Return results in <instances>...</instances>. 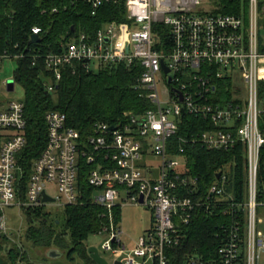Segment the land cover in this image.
<instances>
[{"label": "built area", "instance_id": "obj_1", "mask_svg": "<svg viewBox=\"0 0 264 264\" xmlns=\"http://www.w3.org/2000/svg\"><path fill=\"white\" fill-rule=\"evenodd\" d=\"M71 3H86L93 14L106 4L123 3L128 21L106 23L94 35L74 34L60 43L58 51L46 54L45 63L53 74L47 90L53 92L62 79V70L76 64L92 69L120 63L131 66L140 61L143 73L138 82L152 108L142 116L126 113V121L116 126L95 123L87 136L69 126L64 113L49 112L47 143L32 166L23 198L20 187L25 173L19 155L27 144L25 106L17 100L0 108L1 232L9 234L4 216L9 208H65L82 201L86 193L80 175L86 164L93 166L86 171L87 183L95 189L91 202L108 215L109 224L102 232H109L110 238L104 249L125 257V264H141L139 259H143L142 264H168L166 249L180 245L182 240L176 220L187 224L195 208L190 198L177 195L176 190L181 184L194 185L197 179L182 176L181 156L169 154V141L188 114L213 127L191 137V143L218 151L244 144L248 174V197L243 204L227 200L231 197L219 184L210 188L211 196L227 201L226 212L235 211L237 216L242 213L244 226L237 218L225 229L227 237L218 258L206 261L193 257L189 264H264V233L259 230L264 222L259 217L264 194L260 199L258 188L264 148V98L260 88L264 82V0H249L247 11L241 8L236 14H215L203 0ZM156 24L168 28V44L155 32ZM32 31L33 35L41 33L38 27ZM238 76L247 87L245 101L236 98V89L231 90ZM223 82L230 98L220 96ZM149 152L162 159L158 177L138 164ZM44 194L54 201L45 202ZM200 203L209 206V198ZM129 204L144 205L153 212L151 228L131 250L124 246L113 214L115 208Z\"/></svg>", "mask_w": 264, "mask_h": 264}, {"label": "trees", "instance_id": "obj_2", "mask_svg": "<svg viewBox=\"0 0 264 264\" xmlns=\"http://www.w3.org/2000/svg\"><path fill=\"white\" fill-rule=\"evenodd\" d=\"M249 0H209L215 14H236L245 12ZM127 9L123 3L106 4L95 14L86 3H71V0H0V63L6 54L16 60L14 80L24 89L20 101L25 106L27 119V144L19 155V164L24 170V181L20 196L23 198L34 162L39 158L47 143L46 115L58 111L67 116L69 126L77 129L83 136L90 135L95 123L104 122L117 125L126 121V113L142 116L152 108L138 80L142 76L140 61L131 66L124 63L87 69L76 64L62 70V79L55 84V90H47L52 80V71L45 63V56L56 52L61 42L79 32L94 35L109 22H127ZM41 29L39 42L32 39L33 28ZM165 44L169 43V30L162 24L154 25ZM21 56L15 58V56ZM220 86V96L230 98L231 93ZM261 96L264 98V82L261 83ZM6 101L0 102L5 108ZM8 104V103H7ZM213 127L208 122L191 115L182 117L177 134L169 141V154L181 156L182 176L197 179L193 185H179L177 195L190 198L195 203L187 224L176 220L181 234L178 246L168 247V264H189L191 258L201 257L206 261L218 258L223 240L238 218L244 226L242 213H228L227 201H218L210 195V188L219 184L225 195L237 203H245L248 197V174L246 147L240 143L227 151L208 150L201 144H192L190 138ZM264 133V121L261 124ZM3 141L0 130V149ZM180 149L184 152L180 153ZM102 161H104L102 158ZM104 163V162H102ZM85 165L80 175V184L86 197L78 204L68 205L53 213L46 207L24 208L27 228L24 232L26 243L33 249L68 250L67 258L75 254L84 264H97L90 256L86 241L108 226L107 211L91 202L95 189L87 183V173L93 166ZM218 175L220 177L218 178ZM225 176V180L223 177ZM259 196L264 194V148L259 171ZM209 198L210 205L203 202ZM115 224L120 222L121 209L113 211ZM1 215V212H0ZM244 228V227H242ZM12 234L0 230V264H17L27 257L20 247L12 244ZM43 248V249H42ZM6 252V255L3 253ZM154 264H157L156 262Z\"/></svg>", "mask_w": 264, "mask_h": 264}, {"label": "rangeland", "instance_id": "obj_3", "mask_svg": "<svg viewBox=\"0 0 264 264\" xmlns=\"http://www.w3.org/2000/svg\"><path fill=\"white\" fill-rule=\"evenodd\" d=\"M205 5L211 7L209 0H203ZM16 60L14 58H6L0 63V102L6 101L7 103L11 101L21 100L24 97V89L14 84L13 90H7V83L14 81V70L16 68ZM95 70L97 68L94 67ZM236 89L238 94L236 95L239 100L245 101L248 96V91L246 84L241 76L232 84V89ZM6 103V105H7ZM138 164L146 171V173L151 171L155 177L160 175V170L162 167V159L160 156L152 154L151 152L144 154L143 159L138 162ZM54 194L53 192H51ZM64 208L58 207H48L47 210L56 213ZM121 215L118 228L121 231V240L129 250L135 248L146 230L151 227L153 223V212L152 210L144 205L129 204L120 207ZM5 220L8 227V233L12 234V244L20 247L21 251L26 252L27 257L24 261L20 258L17 264H84L83 260L78 254L74 255L72 260L67 258L66 253L68 250L61 249H51L56 250V256H52L48 249H33L29 243H26L24 238V232L27 228V219L24 210L20 206H15L5 210L4 213ZM259 217L264 219V208H259ZM105 228V227H104ZM102 229V231L104 230ZM259 230L264 233V222L260 224ZM100 232L98 234L92 235L86 241L88 247H95L98 249L100 255L104 257L109 263L113 264L116 260L125 261V257H118L112 252H108L104 249V243L110 238L109 232ZM6 255V252L3 253ZM140 263H143V259H139ZM145 264H153L149 261Z\"/></svg>", "mask_w": 264, "mask_h": 264}, {"label": "water", "instance_id": "obj_4", "mask_svg": "<svg viewBox=\"0 0 264 264\" xmlns=\"http://www.w3.org/2000/svg\"><path fill=\"white\" fill-rule=\"evenodd\" d=\"M32 39H33V41H34L35 43H38L39 40H40V39H39V36L36 35V34H34V35L32 36ZM166 71L168 72L169 70L166 69ZM14 84H15V80L12 81V82L7 83V90H8V91H12V90H13V87H14ZM110 129L113 130L114 127H111ZM219 177H220V175H218V178H219ZM44 201H45V202H53L54 199H52L51 197H49V196H47L46 194H44ZM140 202H141V203L143 202V196L140 198ZM49 252H50V254H51L52 256H56V254H57V251H56L55 249H54V250H51V251H49ZM88 252H89L91 258H92L97 264H111V263H109L104 257H102V256L100 255V253H99V251H98L97 248H95V247H89ZM113 264H125V263L122 262V261L116 260Z\"/></svg>", "mask_w": 264, "mask_h": 264}, {"label": "crops", "instance_id": "obj_5", "mask_svg": "<svg viewBox=\"0 0 264 264\" xmlns=\"http://www.w3.org/2000/svg\"><path fill=\"white\" fill-rule=\"evenodd\" d=\"M151 226H152V225H151ZM150 228H151V227H150ZM150 228H148V229H150ZM148 229H147V230H148ZM147 230H146V231H147Z\"/></svg>", "mask_w": 264, "mask_h": 264}]
</instances>
